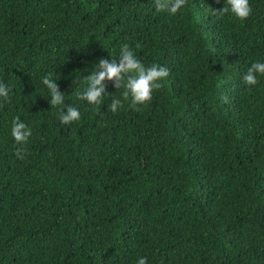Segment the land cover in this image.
<instances>
[{
  "label": "trees",
  "instance_id": "obj_1",
  "mask_svg": "<svg viewBox=\"0 0 264 264\" xmlns=\"http://www.w3.org/2000/svg\"><path fill=\"white\" fill-rule=\"evenodd\" d=\"M249 2L242 21L213 14L226 0L176 15L154 0H0V264H264V75L243 82L264 62V0ZM124 44L169 69L163 87L113 113L123 90L105 81L88 104L85 77ZM67 106L80 120L61 122Z\"/></svg>",
  "mask_w": 264,
  "mask_h": 264
},
{
  "label": "clouds",
  "instance_id": "obj_2",
  "mask_svg": "<svg viewBox=\"0 0 264 264\" xmlns=\"http://www.w3.org/2000/svg\"><path fill=\"white\" fill-rule=\"evenodd\" d=\"M155 8L159 12L169 15H176L187 4V0H154ZM252 7L249 0H226V6L222 9H212L213 14L224 15L231 12L236 18L246 20L252 14ZM264 75V62H253L243 76V82L248 86L258 84L257 76ZM169 76V69L157 64L146 67L137 59L134 52L127 44L121 46L119 59L101 58L95 63L91 75L85 77L87 87L80 96L88 104L99 106L104 96L109 94L106 91L105 81L114 82L115 87L121 91L119 96L112 95L110 110L115 113L124 102H129V106L137 108L138 105H146L152 99L153 91L163 87L161 81ZM42 83L47 87L50 95L52 107L64 104V93L60 91L57 81L52 78L51 74L43 78ZM79 83L75 80L74 84ZM9 89L0 83V98H7ZM81 118L80 111L73 107L67 106L62 110L59 119L65 125ZM12 136L18 145H24L32 136V130L20 117L17 116L12 122ZM26 149L20 147L16 150V157L23 159ZM137 264H148L147 258L141 257Z\"/></svg>",
  "mask_w": 264,
  "mask_h": 264
}]
</instances>
